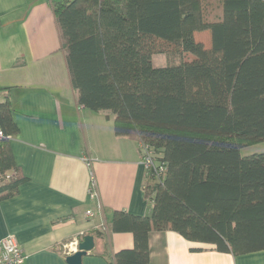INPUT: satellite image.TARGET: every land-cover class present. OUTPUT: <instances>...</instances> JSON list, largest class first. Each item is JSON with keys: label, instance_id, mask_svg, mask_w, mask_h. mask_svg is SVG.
Masks as SVG:
<instances>
[{"label": "trees", "instance_id": "1", "mask_svg": "<svg viewBox=\"0 0 264 264\" xmlns=\"http://www.w3.org/2000/svg\"><path fill=\"white\" fill-rule=\"evenodd\" d=\"M77 102L113 116L116 136L165 166L147 175L148 217L113 212L134 246L112 264H149L148 236L172 231L233 256L264 251V7L261 0H49ZM157 55L178 58L155 68ZM0 198L24 181L0 104ZM96 237H102L98 232ZM106 253L104 252L103 256Z\"/></svg>", "mask_w": 264, "mask_h": 264}, {"label": "crops", "instance_id": "2", "mask_svg": "<svg viewBox=\"0 0 264 264\" xmlns=\"http://www.w3.org/2000/svg\"><path fill=\"white\" fill-rule=\"evenodd\" d=\"M6 101L18 130L9 145L24 181L0 198V240L17 242L22 264H67L64 245L85 236L94 247L81 264H112L131 250L132 234L113 233L109 223L113 212L150 215L140 145L114 134L109 112L78 104L49 0H0V104ZM147 244L149 264H264V251L233 256L172 231L151 232Z\"/></svg>", "mask_w": 264, "mask_h": 264}, {"label": "built area", "instance_id": "3", "mask_svg": "<svg viewBox=\"0 0 264 264\" xmlns=\"http://www.w3.org/2000/svg\"><path fill=\"white\" fill-rule=\"evenodd\" d=\"M264 7V0H261ZM6 137L3 131L0 129V141L4 140ZM141 154H142V164L145 168V172L147 175L152 178L160 181L165 173V166L162 163H159L151 150H149L146 146L140 145ZM89 165V163H87ZM94 183H91V189L89 190L90 198L95 197V193L93 191ZM87 215H90L88 212ZM79 243L71 242L68 245H64V249H66L67 254L71 255L77 251V246ZM25 260V256L17 244V242L10 236L0 240V264H22Z\"/></svg>", "mask_w": 264, "mask_h": 264}, {"label": "rangeland", "instance_id": "4", "mask_svg": "<svg viewBox=\"0 0 264 264\" xmlns=\"http://www.w3.org/2000/svg\"><path fill=\"white\" fill-rule=\"evenodd\" d=\"M177 62H178V58L168 57L164 55H157L152 58V65L155 68L167 67L169 64H173V63L175 64ZM261 153H264V142L257 145L244 147L240 150V155L242 157L261 154Z\"/></svg>", "mask_w": 264, "mask_h": 264}, {"label": "water", "instance_id": "5", "mask_svg": "<svg viewBox=\"0 0 264 264\" xmlns=\"http://www.w3.org/2000/svg\"><path fill=\"white\" fill-rule=\"evenodd\" d=\"M94 247L93 237L85 236L77 246V251L66 258L67 264H81L82 258L92 251Z\"/></svg>", "mask_w": 264, "mask_h": 264}]
</instances>
